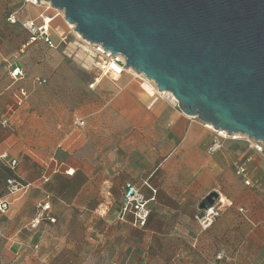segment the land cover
Wrapping results in <instances>:
<instances>
[{
    "label": "crops",
    "instance_id": "obj_1",
    "mask_svg": "<svg viewBox=\"0 0 264 264\" xmlns=\"http://www.w3.org/2000/svg\"><path fill=\"white\" fill-rule=\"evenodd\" d=\"M22 1L0 0V116L10 112L0 132V264H264V158L130 69L89 83L60 71L56 45L27 42L23 24L41 25V12L12 6ZM214 140L222 147L209 153ZM247 158L250 185L232 166ZM128 183L147 200L144 227L121 212ZM211 191L218 214L204 228L198 206Z\"/></svg>",
    "mask_w": 264,
    "mask_h": 264
},
{
    "label": "water",
    "instance_id": "obj_2",
    "mask_svg": "<svg viewBox=\"0 0 264 264\" xmlns=\"http://www.w3.org/2000/svg\"><path fill=\"white\" fill-rule=\"evenodd\" d=\"M170 92L187 116L264 144V0H37ZM217 194L201 199L200 216Z\"/></svg>",
    "mask_w": 264,
    "mask_h": 264
},
{
    "label": "built area",
    "instance_id": "obj_3",
    "mask_svg": "<svg viewBox=\"0 0 264 264\" xmlns=\"http://www.w3.org/2000/svg\"><path fill=\"white\" fill-rule=\"evenodd\" d=\"M26 2L36 4L37 2H34L32 0H25ZM9 21H14V16L11 15L8 17ZM46 22L44 21L43 24L35 26L32 22L28 23L25 22L23 25L25 29L27 30L29 36H28V43L35 42L37 40H42L48 47H54L55 43L53 42L50 33L48 31V26H45ZM88 42V41H87ZM90 43V42H89ZM94 47V50L98 57L100 58V69L101 73L106 72H112L114 74H118L125 70V59L122 55L116 54L111 55L110 51H106L100 44L91 43ZM115 64L118 66V70H116L112 65ZM23 70L19 67H15L11 70L10 75L13 79L21 78L23 76ZM36 82L38 84H43L46 82V79L44 78H36ZM94 86V82L89 84V87L92 88ZM20 93L22 95H25V91L23 88H20ZM160 97L168 100L169 102L174 103L177 105L175 98L172 96L171 93H164V92H156ZM9 116L10 112L6 111L3 113V115L0 116V132L4 129L9 128ZM75 125L77 126H83L84 120L82 119H75L74 120ZM213 129V128H212ZM217 136L221 138H231V139H239L243 138L245 139L249 146H251L255 152L259 153L264 158V144L261 141H255L253 139L248 138L245 135L242 134H231L228 135L226 131L222 130H215L213 129ZM222 147V144L218 140H214L208 147V152H214L216 150H219ZM250 161V158H247L245 161H233L232 166L234 169L235 174L242 180V182L245 185H250V179L247 172V163ZM11 165L15 164V160L10 161ZM70 173V171H69ZM7 184L9 185V191H15L18 189L17 183L12 180L8 179ZM43 209H48L49 205L48 203H44L42 206ZM8 209V203L0 200V212H5ZM128 210L133 211V219H132V225L137 227H144L146 224L147 217L150 213V209L147 204V200L143 197V195L139 192L137 187L133 184L128 183L126 185V190L122 199L121 203V212L124 214ZM242 210V209H239ZM217 210L215 209L214 203L213 205L204 210L203 214L199 216L197 219L200 222V224L205 228L209 226L214 218L217 216ZM48 221L53 222L54 218L47 217ZM38 219L36 220V223H38Z\"/></svg>",
    "mask_w": 264,
    "mask_h": 264
},
{
    "label": "rangeland",
    "instance_id": "obj_4",
    "mask_svg": "<svg viewBox=\"0 0 264 264\" xmlns=\"http://www.w3.org/2000/svg\"><path fill=\"white\" fill-rule=\"evenodd\" d=\"M12 6L17 8L21 6V9H27L29 7L35 11L39 10L41 12L39 20L42 24L45 21V25H49L48 31L51 32L50 34L56 45L60 71L72 72L81 79L83 78L86 83H89L94 77L101 73L99 64L100 58L96 54L93 45L84 40L81 35L75 31L73 24H70L72 26L68 25L62 10L52 7L50 3L46 1H37L36 4L29 2L25 3L23 1L13 2ZM48 18L51 20L47 23L46 20ZM112 66L118 70V66L115 64ZM126 72L136 77V79H139L141 82H144L141 76L134 74V71V73L132 71ZM62 101H64V99Z\"/></svg>",
    "mask_w": 264,
    "mask_h": 264
},
{
    "label": "bare ground",
    "instance_id": "obj_5",
    "mask_svg": "<svg viewBox=\"0 0 264 264\" xmlns=\"http://www.w3.org/2000/svg\"><path fill=\"white\" fill-rule=\"evenodd\" d=\"M32 1H35V2H37V0H32ZM51 19H47L46 21H47V23L50 21ZM68 23V22H67ZM68 25H70V23H68ZM70 26H72V25H70ZM126 69H130V68H126ZM131 70V69H130ZM132 71V70H131ZM137 74V73H136ZM140 75H142V74H140ZM143 76V75H142ZM146 78V77H145ZM147 79V78H146ZM149 80V79H148ZM151 81V80H150ZM153 82V81H152ZM154 83V82H153ZM158 90H157V88H156V92H157ZM164 93H166V92H164ZM168 93V92H167ZM170 93V92H169ZM207 126L206 127H209V128H213L211 125H209V124H206Z\"/></svg>",
    "mask_w": 264,
    "mask_h": 264
}]
</instances>
